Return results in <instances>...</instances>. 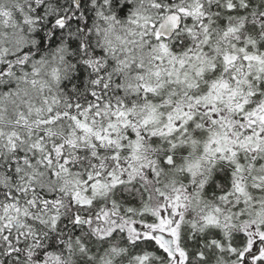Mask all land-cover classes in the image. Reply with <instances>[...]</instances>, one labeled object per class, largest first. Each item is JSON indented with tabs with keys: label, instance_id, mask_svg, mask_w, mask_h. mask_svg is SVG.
<instances>
[{
	"label": "snow or ice",
	"instance_id": "1",
	"mask_svg": "<svg viewBox=\"0 0 264 264\" xmlns=\"http://www.w3.org/2000/svg\"><path fill=\"white\" fill-rule=\"evenodd\" d=\"M0 264H264V0H0Z\"/></svg>",
	"mask_w": 264,
	"mask_h": 264
}]
</instances>
